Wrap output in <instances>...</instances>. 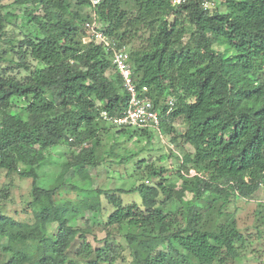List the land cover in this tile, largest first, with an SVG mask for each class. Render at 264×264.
I'll return each mask as SVG.
<instances>
[{
	"label": "trees",
	"instance_id": "1",
	"mask_svg": "<svg viewBox=\"0 0 264 264\" xmlns=\"http://www.w3.org/2000/svg\"><path fill=\"white\" fill-rule=\"evenodd\" d=\"M22 1L34 34L11 46L16 62L0 52V169L32 180V218L19 222L0 213V264H115L123 255L109 252L114 233L130 264H233L246 238L225 210L264 184V0H228L223 11L204 10L206 0H100L95 8L76 0V10L67 0ZM92 13L98 30L128 47L134 79L160 111L165 146L182 154L171 149L173 180L163 177L162 167L145 165L153 186L146 179L116 190L138 193L140 205H123L105 191L113 207L106 220L99 209H88V221L106 232L102 253L74 225L83 213L79 203L55 199L70 170L97 165L93 147L108 123L102 113L120 117L128 104L111 52L85 41ZM3 22L0 17V38ZM169 98L174 109L165 115ZM120 129L151 139L146 130ZM62 146L74 151L56 164L54 185L42 187L37 171L49 150Z\"/></svg>",
	"mask_w": 264,
	"mask_h": 264
},
{
	"label": "rangeland",
	"instance_id": "2",
	"mask_svg": "<svg viewBox=\"0 0 264 264\" xmlns=\"http://www.w3.org/2000/svg\"><path fill=\"white\" fill-rule=\"evenodd\" d=\"M226 1L228 0H220L216 3L218 11L224 10ZM67 2L73 10H76V0H67ZM28 7L27 3L22 0H0V17L4 19L3 33L0 38V52L3 50L9 51L8 55L14 62L17 61V57L10 51L11 46L17 45L23 35L34 34L33 26L29 25L24 17L29 10ZM89 12L91 13L89 9H83V13L89 14ZM243 23L251 27L257 24V20H244ZM6 63L9 65L8 62ZM17 110L18 108L14 109V113ZM102 127L105 130L100 134L99 145L97 147L90 145L93 147V158L97 165L84 167L82 173L70 170L65 176L63 186L55 193L57 201L79 203L78 205L82 208L83 213L74 222V225L81 230H85L87 241L94 249H97V253H102L105 249L103 239L106 232L88 221L91 218L88 209L90 207L99 209L100 217L106 220L107 216L113 211V207L106 200L103 192L115 193L119 196L123 205H132L133 203L140 205L142 200L138 193H118L116 190L129 191L134 186L142 182L145 183L146 179L149 180L145 175V165H152L155 168L162 167L165 170L163 177L169 180L174 179V171L177 167V161L171 154H174V152L165 146L166 141L169 142V140H165L164 136L163 144L159 143L153 132L149 133L151 139L148 141L146 137L132 136L130 138L123 132H119L120 128L108 123L103 124ZM174 127L181 131L183 129L182 122L180 120L175 121ZM173 148L180 153V150L175 146ZM185 150L191 151L190 148H185ZM49 151L51 154L48 155V152L45 154L48 157L46 156L42 167L37 171L40 183L43 184V186L41 184L40 186L45 188L54 185L53 180L59 172L56 164L58 163L60 166L64 163L67 158L65 154L73 153L74 150L69 148L68 151L67 146H62L52 148ZM128 157L132 159L125 162L124 160ZM140 160L144 162L139 164L141 166L137 171V162ZM83 174H85V179H83ZM149 181V186L155 184L153 180L150 179ZM31 184V179H22L17 173H8L5 169H0V213L19 222H30L32 214L28 204L32 200L30 196ZM177 187H179V182ZM190 198L191 196L187 194L186 200ZM160 199H163V197ZM207 199H210V197L202 201L206 202ZM168 206L174 207L175 203H169ZM225 211L227 218L229 215L234 218L237 228L246 238L240 257L233 264H264V184L247 200L233 199ZM223 220L224 218L221 219V221ZM49 230L55 233L56 225L52 224ZM120 236L114 233L109 238V252L123 255L122 258L118 256L115 264H130L128 253ZM79 243V239L74 242V249L79 247ZM73 255L74 252L71 254V258H73Z\"/></svg>",
	"mask_w": 264,
	"mask_h": 264
},
{
	"label": "built area",
	"instance_id": "3",
	"mask_svg": "<svg viewBox=\"0 0 264 264\" xmlns=\"http://www.w3.org/2000/svg\"><path fill=\"white\" fill-rule=\"evenodd\" d=\"M91 8L97 7L100 0H88ZM172 4H180L181 0H171ZM204 10H211L216 6L215 0H206L201 4ZM86 41L101 45L111 52L112 66L122 82V88L128 96L126 110L120 117H107L102 113V118L110 125L117 128H133L146 130L155 133V137L164 144L162 133L160 132V111L155 109L152 101L148 98V89L145 86L139 87L134 79V73L129 62L127 47L119 46L115 40L108 39L102 31L98 30L95 14L85 23ZM165 115L174 109V100L168 99L165 102ZM173 149V146H170ZM194 176V171H189ZM263 185V184H262Z\"/></svg>",
	"mask_w": 264,
	"mask_h": 264
}]
</instances>
